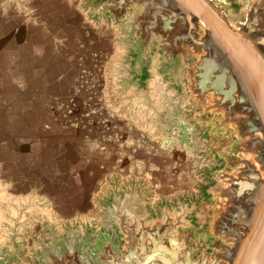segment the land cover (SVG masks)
<instances>
[{
  "label": "crops",
  "instance_id": "crops-1",
  "mask_svg": "<svg viewBox=\"0 0 264 264\" xmlns=\"http://www.w3.org/2000/svg\"><path fill=\"white\" fill-rule=\"evenodd\" d=\"M126 22L89 0H0V225L31 217L17 264L39 262L37 236L52 229L115 236L107 207L126 196L153 217L195 204L194 224L199 206L210 218L209 173L230 142L158 45L136 74Z\"/></svg>",
  "mask_w": 264,
  "mask_h": 264
},
{
  "label": "water",
  "instance_id": "water-1",
  "mask_svg": "<svg viewBox=\"0 0 264 264\" xmlns=\"http://www.w3.org/2000/svg\"><path fill=\"white\" fill-rule=\"evenodd\" d=\"M89 2L114 20L127 17L137 75L158 45L173 80L187 82L194 110L211 117L210 134L230 143L209 173L213 210L202 232L189 218L195 204L163 206L153 217L126 196L108 205L115 236L100 234L91 259L83 249L92 235L71 233V244L53 240L54 253L25 264H264V0L237 14L226 0Z\"/></svg>",
  "mask_w": 264,
  "mask_h": 264
},
{
  "label": "rangeland",
  "instance_id": "rangeland-1",
  "mask_svg": "<svg viewBox=\"0 0 264 264\" xmlns=\"http://www.w3.org/2000/svg\"><path fill=\"white\" fill-rule=\"evenodd\" d=\"M226 1L231 5V9H232L233 13L237 14L246 5L248 0H242L243 4H241L240 6L239 5H233L231 0H226ZM199 207L200 208L197 211V213L193 214L194 220L196 222V225L198 223L203 225L204 223L206 224V219H207L206 213H207V211L202 206H199ZM29 219H31V217H28V216L23 217V219H20L19 217L15 218L13 216L7 217L8 224L13 223L14 225L13 226H11V224L10 225H8V224L7 225L6 224L0 225V258L6 254H10V258L8 259L6 264H17L16 263V261H17L16 254L20 253L21 251L24 252V251L29 250V248L27 247V245H28L27 234L28 233L23 232L24 229L26 228V226H28L26 224V222H28ZM202 231L203 230L197 231V229H196L197 233L202 232ZM52 233L53 234H50L49 232H47L46 234H42L41 236H37L36 246H38L39 249H42L40 251V254L38 255L40 258V261L39 262H32V261L27 260L23 264H25L26 262L41 263L42 258L40 255L43 254L44 251L47 249L50 250L52 253H54L56 251V248L51 245V242L53 240H55V241L64 240V241H66L67 244H71L72 243L71 233H76L81 239L87 237L88 234L92 235V240L83 249L84 255H86V256L90 255V251L95 248V243H94L95 239L98 238V236L100 234H102L103 232L95 233L94 231H91V232H87V233H82V232H77L76 230H72V231L66 233L65 234L66 236H63L60 238L57 237L59 234H58V232H54V229H52ZM30 239H32V237ZM26 257H28V256L26 255Z\"/></svg>",
  "mask_w": 264,
  "mask_h": 264
}]
</instances>
